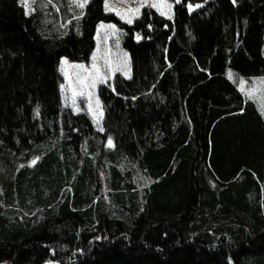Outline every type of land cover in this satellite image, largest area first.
<instances>
[{
	"label": "trees",
	"instance_id": "1",
	"mask_svg": "<svg viewBox=\"0 0 264 264\" xmlns=\"http://www.w3.org/2000/svg\"><path fill=\"white\" fill-rule=\"evenodd\" d=\"M62 12L56 34L54 8L0 0V264H264V119L227 76L264 75V0L132 25L104 0ZM100 22L131 61L98 89L103 132L64 106L59 72L90 60Z\"/></svg>",
	"mask_w": 264,
	"mask_h": 264
},
{
	"label": "rangeland",
	"instance_id": "2",
	"mask_svg": "<svg viewBox=\"0 0 264 264\" xmlns=\"http://www.w3.org/2000/svg\"><path fill=\"white\" fill-rule=\"evenodd\" d=\"M174 2V0H173ZM63 7H61V4ZM110 5L120 11H126L129 8H135L138 6V0H110ZM176 3H174V7L172 10V18L168 19L166 16H162L168 20H173L174 18V9H175ZM29 6L30 9L28 11V16H37L40 19H43L44 17L48 15L47 11L48 8H54L56 15H57V21L54 20V18H51L48 20L49 23L52 22L54 25L52 28V31L56 34H61L63 27L67 26L68 23L71 21L68 17L66 20V23L64 24V18L62 15V9H65V13H68L71 15V18L76 20L74 18L75 15H78L80 13V9L76 8L75 5L72 3V0H29ZM24 9L25 7L22 6ZM144 8L148 7H142L141 11ZM156 11L155 8H152ZM194 9V7H193ZM192 9V10H193ZM85 11V9H84ZM26 12V9H25ZM157 12V11H156ZM106 14H112L117 17V19L120 21V24H126V25H132L135 20H137L140 17H135L133 19L132 24L126 23L124 20H121L119 16L116 15L114 11H105ZM159 13V12H157ZM160 14V13H159ZM52 20V21H51ZM103 23L105 25L104 28H100V24ZM109 24H115L116 28L119 29V31H115L113 29H110L107 27ZM114 22H100L97 26L96 33H95V47L93 49L91 58L88 62H72L69 59H67L68 64L65 65L66 71L69 74V77H71V80L69 78H66L65 75L60 71L61 64L65 58H63L60 62L59 66V72L63 77V81H61L60 85H65L64 89L62 90L60 87V91L62 94V100L64 106L70 108L74 114H88L90 118L93 120L95 128L97 132H103L101 131V128L103 129L102 120L103 115H99V111L102 110L103 112V106L99 97L98 89L100 86L105 85L109 86L110 82L113 80V78L116 75H122L125 78L129 79L131 77V61L128 51L123 46V39L124 35L126 33L125 28L121 27V25ZM125 53H127V56H125ZM95 55L97 57V66L100 67L103 71H108V68L105 67V59L111 62L112 66H122L124 62H126V68L125 72L116 71L114 74L109 73V79L105 83H99L96 85L95 89L91 90L92 96L91 101H89V96L87 92L84 95H75L73 96L72 88L75 87V77L76 73L79 71V69L73 68L72 65H78L83 64L87 66L89 69H91L93 60L92 57ZM263 56H264V47H263ZM229 71H231L233 78L231 79V82L237 86L239 90L243 88V94L248 100H253L256 104L257 108L260 111V114L262 115L264 119V114H262V111H264V78L259 77H244L237 73L236 71L232 69L227 70V76L229 74ZM264 76V75H262ZM243 78L244 84H240V80ZM230 80V79H229ZM97 98L100 101V109H97L96 107V100ZM89 102L92 104V110H89ZM107 147H109L107 145ZM110 148V147H109ZM19 170V169H18Z\"/></svg>",
	"mask_w": 264,
	"mask_h": 264
},
{
	"label": "snow or ice",
	"instance_id": "3",
	"mask_svg": "<svg viewBox=\"0 0 264 264\" xmlns=\"http://www.w3.org/2000/svg\"><path fill=\"white\" fill-rule=\"evenodd\" d=\"M34 2V0H33ZM51 2V0H49ZM90 0H72V3L75 5L76 8L80 9V13L78 15H75L74 18L79 20L84 15V9H86L87 5L89 4ZM236 0H233V3H235ZM20 3L22 6L26 9V14H28V11L30 9L29 6V0H20ZM174 3H180V0H138V6L135 8H129L126 11H120L110 5V0H104V9L105 11H114L117 16L120 17L121 20H124L128 24L133 23V19L140 14V10L142 7H148V8H155L157 12L160 13L161 16H166L168 19L172 18V10L174 7ZM189 11L193 9L192 4L187 5ZM195 7L199 8L201 7L200 4H196ZM105 25L103 23L100 24V28H104ZM108 28L113 29L114 33L115 31H119V29L116 28L115 24H109L107 25ZM137 39H140L139 34H137ZM125 56H127V53H125ZM93 63L91 66V69H89L87 66L83 64L78 65H72L73 68L79 69V71L76 73L75 77V87L72 88L73 96L75 95H84L86 92L89 96V101H91L92 92L91 90L95 89L96 85L99 83H105L109 79V73L114 74L116 71L125 72L126 68V62L122 66H112L111 62L105 59V67L108 68V71H103L100 67L97 66V57L93 55L92 57ZM68 64L67 59L65 58L61 64L60 71L65 75L66 78H69L71 80V77H69L68 72L66 71L65 65ZM125 74H127L125 72ZM228 78L231 80L233 78L231 71H229ZM240 84L243 85L244 81L243 78L240 80ZM61 89L63 90L65 85H60ZM243 91V88L241 89ZM96 107L97 109H100V101L97 98L96 100ZM89 110H92V104L89 102ZM262 114H264V111H262ZM99 115L102 116L103 112L102 110L99 111ZM101 131L103 129L101 128ZM108 146L113 147L112 139L111 137H108ZM39 159V157L34 158L32 161L35 163V160ZM99 239V237H97ZM48 264H52V262H48Z\"/></svg>",
	"mask_w": 264,
	"mask_h": 264
},
{
	"label": "crops",
	"instance_id": "4",
	"mask_svg": "<svg viewBox=\"0 0 264 264\" xmlns=\"http://www.w3.org/2000/svg\"><path fill=\"white\" fill-rule=\"evenodd\" d=\"M261 78H264V76H261ZM242 94H243V92L241 91V90H239ZM244 95V94H243ZM245 97V96H244ZM246 98V97H245ZM247 99V98H246ZM250 101H252V102H254L253 100H250Z\"/></svg>",
	"mask_w": 264,
	"mask_h": 264
}]
</instances>
